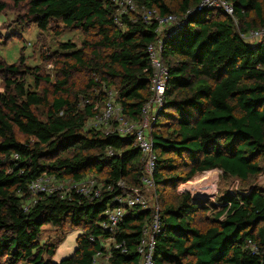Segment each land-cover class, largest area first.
Returning <instances> with one entry per match:
<instances>
[{
  "label": "trees",
  "instance_id": "trees-1",
  "mask_svg": "<svg viewBox=\"0 0 264 264\" xmlns=\"http://www.w3.org/2000/svg\"><path fill=\"white\" fill-rule=\"evenodd\" d=\"M12 1L24 5L22 29L35 25L42 32L60 21L85 37L80 48L59 44L53 79L40 65L25 63L23 47L12 64L0 56V264H94L95 253L104 251L110 264H138L136 246L151 210L135 206L124 213L113 234L124 251L101 245L110 235L101 224L122 193L120 180L143 189L141 152L132 136L115 131L116 123L101 128L87 122L110 89L123 117L140 118L151 95L147 46L158 36L156 22L140 15L142 7L182 18L180 27L160 34L167 79L163 107L149 131L156 154L153 188L162 199L153 260L264 264V188L225 194L203 224L196 216L211 206L194 201L189 191H175L197 173L220 170L244 182L261 171L264 38L248 42L240 34L264 27V0H226L233 16L198 10L202 0H134L138 10L123 16L121 26L110 0ZM80 71L87 74L83 87L73 82ZM160 118L169 121L163 132ZM42 174L76 182L92 174L100 178L101 192L91 198L57 189L33 199L28 185ZM168 187L172 197L163 199L160 192ZM47 224L81 230L71 255L53 260L63 239L41 243Z\"/></svg>",
  "mask_w": 264,
  "mask_h": 264
},
{
  "label": "built area",
  "instance_id": "built-area-1",
  "mask_svg": "<svg viewBox=\"0 0 264 264\" xmlns=\"http://www.w3.org/2000/svg\"><path fill=\"white\" fill-rule=\"evenodd\" d=\"M116 8L114 22L121 26V18L130 13L137 12L138 7L134 0H110ZM221 9L226 14L233 16V6L226 0H202L197 9ZM140 15L146 20H153L157 24V38L147 46V53L150 59L152 73L149 78L151 95L141 109L138 120H130L123 117L121 107L115 102V93L108 91L107 99L99 111L89 120V126L108 128L112 123H116L115 131L121 136H132L134 144L141 152L142 173L140 182L143 187L139 188L127 186L120 180L117 184L122 189V193L116 198L115 205L107 207L104 211L105 221L101 224L102 228L110 235L101 241L102 246H107L108 251L111 246L123 248V242H117L114 232L127 209L138 206L151 210L149 219L144 223L140 238L136 246L139 256L138 264H155L153 254L156 244V235L160 231L161 216L158 205H150L144 196V189L153 188V174L155 167L156 154L153 150L152 140L149 131L155 120V116L160 111L165 99V84L167 79V68L161 57L162 36L168 29L178 28L182 25V18L174 14L161 16L155 9L140 8ZM240 36L248 42H258L264 38V27L250 29ZM111 153V152H109ZM55 179L47 174H42L28 185L30 196L34 199L39 193L52 192L60 188H50ZM67 191L75 190L85 196L97 197L101 192L96 180L88 177L81 182L68 180ZM92 240V238L90 237ZM124 251V248L122 249ZM101 252H96L93 258L94 264Z\"/></svg>",
  "mask_w": 264,
  "mask_h": 264
},
{
  "label": "rangeland",
  "instance_id": "rangeland-1",
  "mask_svg": "<svg viewBox=\"0 0 264 264\" xmlns=\"http://www.w3.org/2000/svg\"><path fill=\"white\" fill-rule=\"evenodd\" d=\"M0 4H4V9L0 12V56L6 63L12 64L16 62L20 54V49L23 47L25 63L30 66L40 65L42 70L46 74H50L51 79H53L56 73V64L54 61L61 57L59 54V44L61 42L70 41L74 43L77 48L82 47L85 35L80 30L66 28L60 21L52 22L48 29L42 32L35 25L22 29L20 17L23 15L24 5L20 4L17 6L12 0H0ZM85 51L88 53V48H86ZM42 57L45 58L42 60ZM86 80L87 74L84 71L75 72L73 74V82L77 87H83ZM27 81L32 83L31 78H27ZM2 86L3 83L0 78V91L2 90ZM107 90L109 89H101V91ZM98 93L99 90H96L95 95ZM101 107L102 103H99V108ZM89 123L90 122L88 121L87 125H89ZM168 124L169 121L167 119L160 118L158 130L163 132ZM153 125L154 123L151 127H153ZM259 165L261 166L260 173L257 176L250 177L244 182L230 176H225L220 170L197 173L192 180L202 178V176L205 175H207V177L204 178V181L201 182L197 188H194L196 186L183 188L191 193L193 199L196 196H207L209 198L207 201L198 200L205 203V205L211 206V209L205 213L201 212L196 216L197 224H203L206 219L211 218L212 213L215 210L221 208V198L225 194L247 192L253 187L264 188V155L259 158ZM87 175L94 177L92 174ZM94 179L98 186L102 187L101 182H99L100 178L94 177ZM68 180L69 179L55 180L50 188H60L61 191H67V188L69 187ZM179 188L180 185L176 187L175 191H182L179 190ZM160 193L162 194L163 199H169L172 197L173 191L168 187ZM144 196L150 205H162V199L158 198L155 194L154 188L144 189ZM198 221H200V223H198ZM80 232L81 230L79 228H69L68 226L64 227V230L59 231L55 227L47 224L42 227L39 240L41 243H53L60 238L63 239L53 256L54 261H59L72 254L76 247V237ZM106 247L107 246L104 248ZM97 263L110 264L105 251L98 256Z\"/></svg>",
  "mask_w": 264,
  "mask_h": 264
},
{
  "label": "bare ground",
  "instance_id": "bare-ground-1",
  "mask_svg": "<svg viewBox=\"0 0 264 264\" xmlns=\"http://www.w3.org/2000/svg\"><path fill=\"white\" fill-rule=\"evenodd\" d=\"M209 174V173H206ZM207 175L202 176V178H196L194 180L187 181L186 183L180 185L179 190H184L183 188H188L189 186H196L194 188H197L198 185H200L201 182L204 181V178H206Z\"/></svg>",
  "mask_w": 264,
  "mask_h": 264
},
{
  "label": "water",
  "instance_id": "water-1",
  "mask_svg": "<svg viewBox=\"0 0 264 264\" xmlns=\"http://www.w3.org/2000/svg\"><path fill=\"white\" fill-rule=\"evenodd\" d=\"M209 198L207 196H196L194 197V201L200 202V201H207ZM200 200V201H198Z\"/></svg>",
  "mask_w": 264,
  "mask_h": 264
}]
</instances>
